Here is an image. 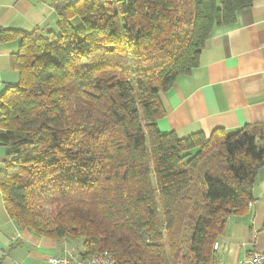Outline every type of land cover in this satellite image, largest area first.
Returning <instances> with one entry per match:
<instances>
[{"label": "trees", "instance_id": "trees-1", "mask_svg": "<svg viewBox=\"0 0 264 264\" xmlns=\"http://www.w3.org/2000/svg\"><path fill=\"white\" fill-rule=\"evenodd\" d=\"M253 3L62 1L57 34L0 28V42L20 43L0 117V190L19 227L80 242L81 260L218 264L215 244L254 202L264 125L179 138L158 121L163 93Z\"/></svg>", "mask_w": 264, "mask_h": 264}, {"label": "crops", "instance_id": "crops-1", "mask_svg": "<svg viewBox=\"0 0 264 264\" xmlns=\"http://www.w3.org/2000/svg\"><path fill=\"white\" fill-rule=\"evenodd\" d=\"M79 0H0V28L43 34L58 33L57 2ZM73 25H80L76 18ZM19 41L0 42V117L2 97L17 85L20 73L13 57ZM167 111L158 121L162 134L179 138L216 130L232 134L246 126L264 125V0L238 13L231 27H217L190 75L178 78L163 93ZM6 131L0 127V138ZM10 149L0 144V170ZM218 264H243L255 250L264 253V170L254 188L249 212L232 217L218 240ZM81 243L53 240L22 230L10 216L0 190V264H50L54 257H81Z\"/></svg>", "mask_w": 264, "mask_h": 264}, {"label": "built area", "instance_id": "built-area-1", "mask_svg": "<svg viewBox=\"0 0 264 264\" xmlns=\"http://www.w3.org/2000/svg\"><path fill=\"white\" fill-rule=\"evenodd\" d=\"M219 244L216 243L214 250L218 251ZM50 264H113L112 256L109 252L98 253L91 259L81 260L77 259L73 255H67L64 257H54L49 260ZM243 264H264V253L259 250H255L252 258L244 262Z\"/></svg>", "mask_w": 264, "mask_h": 264}, {"label": "rangeland", "instance_id": "rangeland-1", "mask_svg": "<svg viewBox=\"0 0 264 264\" xmlns=\"http://www.w3.org/2000/svg\"><path fill=\"white\" fill-rule=\"evenodd\" d=\"M75 26V28L77 29V28H79L80 26H81V24L80 25H74Z\"/></svg>", "mask_w": 264, "mask_h": 264}]
</instances>
